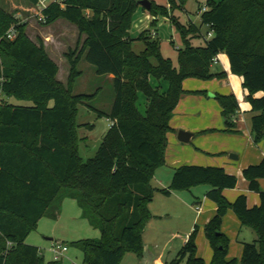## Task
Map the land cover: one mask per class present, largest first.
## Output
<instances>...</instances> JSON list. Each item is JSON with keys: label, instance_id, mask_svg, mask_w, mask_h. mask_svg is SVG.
<instances>
[{"label": "trees", "instance_id": "obj_1", "mask_svg": "<svg viewBox=\"0 0 264 264\" xmlns=\"http://www.w3.org/2000/svg\"><path fill=\"white\" fill-rule=\"evenodd\" d=\"M185 2L168 0V8L151 0L149 10L138 0H63V6L51 2L43 9L45 25L64 19L78 31L76 46L65 54L70 64L66 85L57 81L58 66L43 41H31L25 25L0 10V96L28 102H0V264H62L46 260L39 247L25 240L42 217L56 218L65 198L74 199L81 216L99 232L97 238L71 242L80 249L82 264H119L127 252L141 254L142 230L151 217V180L165 162L169 121L185 93L183 81L223 77L224 73L211 72L212 59L220 52L227 54L231 73L243 79L245 100L253 112V141L264 140V0H206L199 27H208L209 38L197 25L182 23L174 14ZM139 8L166 16L182 36L177 66L161 52L155 19L136 38L130 36L132 17ZM11 26L15 36L8 39ZM200 37L202 42L194 44ZM134 40L143 42L141 51L132 49ZM82 58L98 75H112L114 90L109 112L98 111L113 123L94 155L85 160L76 137L78 105L96 98V93H72ZM150 77L156 79V86ZM161 81L168 84L165 91ZM140 94L146 101L143 111L138 107ZM214 97L226 129L234 131L239 102L232 93ZM242 175L248 188L258 193L257 205L249 207L244 194L228 201L222 191L234 188L237 177L217 166L180 165L162 190L210 186L206 197L216 204V211L203 226L212 249L208 264H264V190L258 183L264 178V158L244 167ZM229 209L257 235L242 242L240 259L226 258L229 240L221 224ZM197 231L195 225L173 260L165 264H205L196 255Z\"/></svg>", "mask_w": 264, "mask_h": 264}, {"label": "crops", "instance_id": "obj_2", "mask_svg": "<svg viewBox=\"0 0 264 264\" xmlns=\"http://www.w3.org/2000/svg\"><path fill=\"white\" fill-rule=\"evenodd\" d=\"M214 1L218 2L220 0ZM160 18V15L153 16L139 8L132 17L130 36L136 38L141 31L148 29L151 21L155 19L156 27L154 30L157 34L156 37L160 38L158 31L160 26L157 25L158 20H161ZM74 29L77 31L76 27ZM82 38L84 40L85 36L82 35ZM43 43L46 48L47 41ZM49 56L51 57V55ZM216 57L217 62L212 63L211 72L214 74L224 73V75L221 78L215 77L211 81L217 79L225 80L226 88L217 84V87L223 90L222 95L232 93L239 102L238 113L234 119L236 127L234 131H231L235 136L233 142L237 141V143H240L244 141L249 149L241 153L238 151L237 143L232 142L230 145H226L225 143L224 145L217 136V132H211L215 127L210 123L212 116L210 117L211 113L207 109L212 107L213 115H216L217 118V115L222 117L220 114L221 108L216 111L214 103L212 101L208 102L204 98H213L218 93L206 89L205 86L208 80L195 78L185 79L182 84L185 93L180 96L169 121L172 130L167 133L165 162L154 171L151 180V186L154 188L152 199L158 197V201L166 203L167 207L171 206L172 210L170 214L175 215L182 224L180 226L161 227L155 224L153 221H156L160 213L152 209L153 205L150 201L148 207L151 217L142 230L143 251L141 254L134 252L125 253L119 264H165V262L173 260L195 225L198 226L195 239L197 247L196 255L205 260V264H208L211 260L212 249L203 231V226L211 219L216 211V204L209 197H206L210 186L200 184L186 190H170L168 193L162 191L168 188L174 169L180 165L194 164L222 167L227 173L237 177V184L234 188H225L222 191L223 196L228 201L233 202L238 195L244 194L248 198L247 205L249 207L259 203L258 193L248 188V181L243 177L242 170L247 165L256 164L264 158V140H261L258 144L253 141L251 133V116L253 112L251 111L249 103L245 100L246 91L242 85V77L231 73L227 54L220 52ZM51 59L54 60L53 57ZM54 62L56 63L55 60ZM105 76L112 82V75L108 74ZM149 82L152 86L157 85L155 78L150 77ZM189 82L191 85L187 86ZM160 84L162 91H165L168 86L167 82L161 81ZM180 130L192 132V136L188 142L178 140L177 133ZM226 150L237 153H230L228 156L224 154ZM258 183L260 188L264 190V178H259ZM196 207L199 208L198 211ZM178 209L188 211L185 213L183 219L178 214ZM244 227L248 226L241 225L236 214L229 209L224 215L221 224V231L224 232V235L229 240L227 259H240L243 248L242 242H251L256 239L257 235L255 230L252 228H250L251 231L245 230ZM90 229V226H86L84 230L89 231ZM59 240L60 242L64 241V239ZM64 264L69 263L64 261Z\"/></svg>", "mask_w": 264, "mask_h": 264}, {"label": "rangeland", "instance_id": "obj_3", "mask_svg": "<svg viewBox=\"0 0 264 264\" xmlns=\"http://www.w3.org/2000/svg\"><path fill=\"white\" fill-rule=\"evenodd\" d=\"M153 1L155 4L168 7V0ZM205 1L206 0H186L183 8L174 11V14L179 20H181L182 23L190 21L199 27L200 14L202 10L198 11V6L199 4L202 7L205 6ZM0 10L3 13L8 14L15 20V22L19 21L20 23H23L25 25V35L31 41L37 42L38 39H41L43 42L47 41V47L45 50L47 54L54 58L57 63L56 65L58 66L56 79L63 85H66L70 64H68L65 54L68 50L73 49L76 46L78 37L77 31L74 29L75 25L64 19H58L59 21L56 20L49 25L39 22L36 18V6L30 0H1ZM86 13L91 14V11L87 10ZM160 19L161 20H158L157 25L160 26L158 31L160 33L159 40L161 52L164 56L169 57L172 63L177 66L178 52L176 49L181 47L183 44L181 38L182 36H180L179 32L175 29L169 18L161 16ZM199 28L201 34L206 37L208 27L206 25H202ZM82 42L83 38L81 36L79 46ZM201 42V37L193 41L194 44H199ZM132 49L134 52L141 51L143 49V42L140 40H134L132 42ZM152 61L155 63L154 59ZM77 68L81 74L74 81L72 93L74 95L96 93V98L78 105L76 118L78 126H76V137L79 141V154L81 158L85 160L94 155L102 137L109 128L110 120L105 115H98V111L100 113L109 112L114 99V90L112 82L108 80L105 75H98L95 72L94 67L87 62L85 58H82L79 61ZM212 79L206 82V89L209 91L213 90V92L216 91L218 94L222 95L223 90H220V88L217 87V84L225 87L226 81L222 79L211 81ZM188 85H191L190 82L187 83V86ZM204 99L208 102L212 101L216 106V111H218L220 105L215 97L208 99L205 97ZM9 101L17 104H28V102L17 101L14 98L8 99L0 96L1 103H7ZM145 103V98L140 94L138 101L140 111L144 110ZM207 110L211 113L210 117L212 116L210 123H212V125H214L213 127H215L211 132H217V136L223 144L225 145L226 143V145H230L233 140H235L234 133L226 129L224 120L220 117V115H217V118L216 115H213L212 107H209ZM237 113L238 111L236 114ZM235 117L236 115L234 118ZM89 124L92 126L89 127ZM233 143H237V141H234ZM237 144L239 149L238 151L241 153H244L249 149L248 145H246L244 141ZM230 153L235 154L237 152H228V150H226L224 154L229 156ZM157 198L158 197H155L151 200L153 205L152 209L158 211L160 216L153 222L160 227L180 226V224H182L181 221L177 219L175 215L170 214L172 210L171 206L167 207L166 203H161ZM178 210V214H180L183 219L185 213L188 211H185V209ZM86 226L90 225L87 220L81 216L80 208L77 206L76 201L71 198H65L61 202L56 218L51 216L42 217L38 221L36 228L30 231L25 242L39 247V250L44 255L45 259L51 260L52 254L48 250L50 243L60 241L59 239H64L63 243L67 246V252L62 258L61 263L64 264V261H66L69 264H81V251L78 247L71 245V242L84 238H97L99 235L98 231L93 229L91 226L89 231H85L84 229ZM244 228L245 230L251 231L250 227Z\"/></svg>", "mask_w": 264, "mask_h": 264}, {"label": "built area", "instance_id": "obj_4", "mask_svg": "<svg viewBox=\"0 0 264 264\" xmlns=\"http://www.w3.org/2000/svg\"><path fill=\"white\" fill-rule=\"evenodd\" d=\"M51 2H57L63 6V0H51V1L50 0H37V2L35 4L36 9H37V12H36L37 17L36 18L39 22H41L43 24H45V22L47 20V17L43 13V9L46 8ZM201 10L205 11L206 7L203 6L201 8ZM206 35H207V38H209L212 35V32L211 31L207 32ZM6 36L8 39H12L15 36L14 26H11L9 28ZM213 62H217L216 55L212 59V63ZM112 123H113V121L110 120V124H112ZM196 209L198 211L199 208L196 207ZM48 250H49V252H51L53 260H60L65 255L66 250H67V246L63 242L55 241V242H51Z\"/></svg>", "mask_w": 264, "mask_h": 264}, {"label": "water", "instance_id": "obj_5", "mask_svg": "<svg viewBox=\"0 0 264 264\" xmlns=\"http://www.w3.org/2000/svg\"><path fill=\"white\" fill-rule=\"evenodd\" d=\"M138 4L143 8H145L146 10H149L151 8L152 3L151 0H138ZM191 136H192V132H188L185 130H180L177 133V138L181 142H188Z\"/></svg>", "mask_w": 264, "mask_h": 264}]
</instances>
